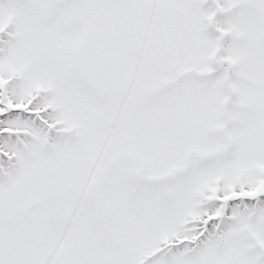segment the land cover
Returning a JSON list of instances; mask_svg holds the SVG:
<instances>
[{"label": "snow or ice", "instance_id": "6c2138e0", "mask_svg": "<svg viewBox=\"0 0 264 264\" xmlns=\"http://www.w3.org/2000/svg\"><path fill=\"white\" fill-rule=\"evenodd\" d=\"M0 264H264V0H0Z\"/></svg>", "mask_w": 264, "mask_h": 264}]
</instances>
